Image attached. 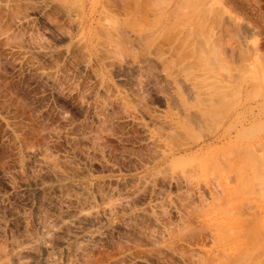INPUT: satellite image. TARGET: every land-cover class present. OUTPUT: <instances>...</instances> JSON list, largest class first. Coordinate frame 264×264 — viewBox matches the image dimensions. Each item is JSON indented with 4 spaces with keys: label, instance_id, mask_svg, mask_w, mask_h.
Segmentation results:
<instances>
[{
    "label": "rangeland",
    "instance_id": "374dc122",
    "mask_svg": "<svg viewBox=\"0 0 264 264\" xmlns=\"http://www.w3.org/2000/svg\"><path fill=\"white\" fill-rule=\"evenodd\" d=\"M263 257L264 0H0V264Z\"/></svg>",
    "mask_w": 264,
    "mask_h": 264
},
{
    "label": "bare ground",
    "instance_id": "6f19581e",
    "mask_svg": "<svg viewBox=\"0 0 264 264\" xmlns=\"http://www.w3.org/2000/svg\"><path fill=\"white\" fill-rule=\"evenodd\" d=\"M185 1H186V0H185ZM183 4H184V3H183ZM186 4H187V3H186ZM204 8H205V7H204ZM202 9H203V8H202ZM207 12H208V11H207ZM201 21H202V20H201ZM197 27H198V26H197ZM241 221H242V220H241ZM249 221H250V220H249ZM249 221H247V225H248V222H249ZM250 223H251V222H250ZM250 223H249V224H250ZM252 223H253V222H252ZM241 225H242V224H241ZM247 225H246V226H247ZM250 225H251V224H250ZM242 226H245V225H242ZM245 228H246V227H245ZM219 230H220V229H219ZM232 232H233V231H232ZM245 232H246V231H245ZM245 232H244V233H245ZM235 233H236V231H235ZM250 234H251V233H250ZM248 235H249V234H248ZM248 237H249V236H248ZM249 238H250V237H249ZM246 239L248 240V238H246ZM254 242H255V241H254ZM242 249H244V248H242ZM242 249H241V251H242ZM239 252H240V251H239ZM239 252H238V253H239ZM240 253H241V252H240ZM247 258H248V257H247ZM263 258H264V257H263ZM235 259H236V258H235ZM250 260H251V259H250ZM252 261H254V260H252ZM256 261H257V260H256ZM230 262H231V261H230ZM253 263H254V262H253ZM259 263H260V262H259ZM229 264H230V263H229ZM245 264H246V262H245ZM251 264H252V263H251ZM260 264H261V263H260Z\"/></svg>",
    "mask_w": 264,
    "mask_h": 264
}]
</instances>
